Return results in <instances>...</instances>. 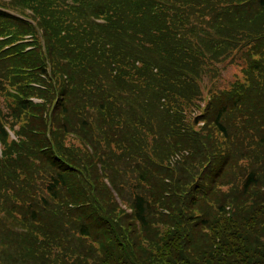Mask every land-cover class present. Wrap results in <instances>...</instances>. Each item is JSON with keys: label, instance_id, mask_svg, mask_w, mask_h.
Instances as JSON below:
<instances>
[{"label": "trees", "instance_id": "1", "mask_svg": "<svg viewBox=\"0 0 264 264\" xmlns=\"http://www.w3.org/2000/svg\"><path fill=\"white\" fill-rule=\"evenodd\" d=\"M14 254L264 264V0H0V264Z\"/></svg>", "mask_w": 264, "mask_h": 264}, {"label": "rangeland", "instance_id": "2", "mask_svg": "<svg viewBox=\"0 0 264 264\" xmlns=\"http://www.w3.org/2000/svg\"><path fill=\"white\" fill-rule=\"evenodd\" d=\"M225 58H221L220 60H223ZM222 62V68H220V64H217V68L220 69V73H219V85L221 86H225L227 84L228 81H230L233 78L234 73L236 72V70L238 69V67L236 66L238 64L237 61H232V62H227L226 60L221 61ZM236 68V70H235ZM208 81L206 83H204L202 85V90L206 89V86L208 85ZM208 96L206 94L205 91H203V99H200L196 102V104L190 108V112H188L187 117L191 118V115H195L199 112L200 107L203 105L204 100L207 99ZM203 123L197 122V124L195 125V128H199L200 126H202ZM73 142H75L74 140H72ZM187 150L184 148H180L178 150L173 151L171 154H169L168 158H167V165L169 167H173L176 163H178L183 157L184 155H186ZM8 254H12L13 255V251L7 250ZM15 256V254H14ZM15 258L19 261V259L15 256ZM19 263H21L19 261ZM17 264V263H16ZM23 264V263H21Z\"/></svg>", "mask_w": 264, "mask_h": 264}]
</instances>
